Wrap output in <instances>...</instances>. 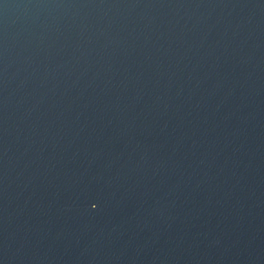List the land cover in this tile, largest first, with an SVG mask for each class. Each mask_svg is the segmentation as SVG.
Returning a JSON list of instances; mask_svg holds the SVG:
<instances>
[{"label": "water", "instance_id": "1", "mask_svg": "<svg viewBox=\"0 0 264 264\" xmlns=\"http://www.w3.org/2000/svg\"><path fill=\"white\" fill-rule=\"evenodd\" d=\"M0 264H264V0H0Z\"/></svg>", "mask_w": 264, "mask_h": 264}]
</instances>
